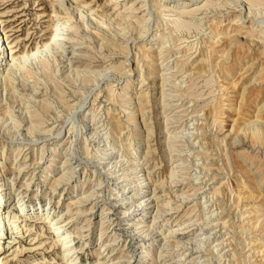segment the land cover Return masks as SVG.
<instances>
[{
  "label": "rangeland",
  "instance_id": "374dc122",
  "mask_svg": "<svg viewBox=\"0 0 264 264\" xmlns=\"http://www.w3.org/2000/svg\"><path fill=\"white\" fill-rule=\"evenodd\" d=\"M58 2L0 0L14 58L44 49L53 6L68 12L59 48L0 66V217L21 228L5 225L0 263L70 264V234L78 264H162L159 247L137 260L139 210L118 201L138 162L171 207L150 235L185 228L178 264H264V0ZM58 216L56 231L37 224Z\"/></svg>",
  "mask_w": 264,
  "mask_h": 264
},
{
  "label": "bare ground",
  "instance_id": "6f19581e",
  "mask_svg": "<svg viewBox=\"0 0 264 264\" xmlns=\"http://www.w3.org/2000/svg\"><path fill=\"white\" fill-rule=\"evenodd\" d=\"M62 1L63 0H59V2H60L59 5L63 4ZM51 9L52 10H51V13H50L51 15L50 16H55L57 18L56 19L57 22H56L55 28L53 29L52 35L49 37L48 42L43 43L42 46H43L44 49L41 48L42 50H38L37 48H35L36 50L30 52L29 54L24 53L23 55H21L19 57H15V58L12 57L7 52L8 47H7L6 37H4L3 29H2V27H0V66L4 65V62H7V65L9 67H11V65H13V64L25 63L26 61L34 60L37 56L42 54V52H44L47 49L59 48V46L61 44L60 42H61L63 36H62L61 30L59 28V18L57 16H59L60 14H64L65 15L68 12H67V10L65 8H61L59 10L58 9L56 10L54 8V6ZM190 9L193 10L194 8H190ZM38 124H40V122ZM116 126L117 125L115 123L112 124V127L114 128V130H115ZM30 128H32L31 130L34 129L32 126H30ZM30 128H29V130H30ZM106 155H109V153H107ZM131 155H132V157H136L135 151H133V149H132ZM134 164H136V165L133 167V171L132 172L134 173V176H133L134 181L133 182H135V184H134V186H131L132 188L129 190L130 191L129 195L123 194L124 193V189L122 188L123 190L119 194L118 201L123 204L125 202V199H127V200L130 199L131 203L135 202L131 206L132 207H136V209L138 208V210H139V213L133 215V219H134L133 220V225H134V232L137 235H139V237L143 241L142 246H144V248H142L140 250L141 252L139 253V256H138L137 260H145L147 258V256H149L150 249L152 247H159L157 255H158V258L160 259L159 261H161L162 264H178L179 262H183V253H175V252H176L177 248L185 247V245H187L188 241L187 242H183V241H177L176 240V242H173L175 240L173 238V236L181 235V234L186 233L185 231L184 232H182V231L179 232L180 230H182V229L184 230L185 228L181 227V225L179 226V224H178L179 220L178 219H175V221L172 224V226H168L167 227V229H166L167 232H166V234H164V236H161L162 237L161 239H157V238H155V236L150 235L152 233V232L150 233L151 229H154L153 227L157 223L156 219L159 217V214L167 211V208H171V207H170L169 201H167L165 204H161L159 207L156 206L158 197L155 196L154 189L145 190V188L150 183V179L147 178V177H142L141 175H139V177H138L137 175L140 174V170L137 171V169L141 166V164L138 163V162H136ZM59 179H54L53 180V182L51 183L53 185L52 187H54V186H56L58 184V180ZM6 184H7L6 178L2 177V181L0 183V199H1V195L5 193V189L6 188L4 186ZM143 192L145 193V195H141ZM150 193H151V195L148 196ZM6 200L7 199H4V202ZM154 200H155V204L153 205V208L156 207V209H155V211H154V213L152 215L151 223L149 225V223L147 224V219L149 217V214L151 213L150 209L152 208V206L151 205L147 206V205L149 203H151L152 201H154ZM19 202H20V199H19ZM131 203H129V204H131ZM30 210L33 211L32 208L29 209L28 206H26V205L23 206L22 203L17 204V211H18L17 215L18 216H23L24 214H27V212H29ZM42 214L43 213H40V215H42ZM5 218H7V215L6 216L4 215V216L0 217V237L3 236L4 233H5V225L6 224H8V226H10L9 229H13V231H15V233H18L19 231H21V228L19 229L20 226L17 223V216L16 215H12L9 212V215H8V219L9 220L6 221ZM39 218L41 219V217H39ZM59 218L60 217L58 216V217L50 218V219H48L46 221L44 219L43 220H39V221H37V224L46 223V226L48 228H50V229L52 228L54 231H56L57 230L56 228H59L60 226L64 225V224H61L60 226L57 225V222H58L57 220ZM5 221L7 223H5ZM159 233H160V235H163V233H161V231H159ZM13 238H6L5 241L2 244L0 243V250H3L5 247L8 248V246H6L4 243L12 240ZM160 240L163 241L162 245H159V241ZM13 241L14 240L9 242L10 246H11ZM57 241L58 242L59 241L62 242L60 244V246H61V249H62L63 254H64L63 256L66 259L69 260L70 264H78V261H77V258H76L77 256L75 254L76 253V249H75L74 246H72V242H71V239H70V234L69 235L68 234L60 235L59 239H57ZM165 245H166L167 251H170L171 254H174V256L177 257V260H174L172 262H166L165 255L161 251L162 247L165 246ZM5 254L6 253L3 251L2 253H0V257L1 256L3 257ZM103 262L106 263V260H104ZM134 262L135 261H132L131 263H134ZM157 263H159V262H157Z\"/></svg>",
  "mask_w": 264,
  "mask_h": 264
}]
</instances>
